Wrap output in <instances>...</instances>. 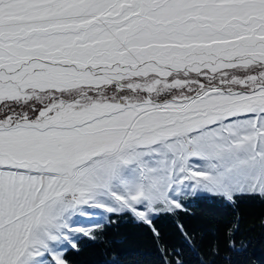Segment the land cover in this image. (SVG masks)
I'll use <instances>...</instances> for the list:
<instances>
[{"label":"snow or ice","instance_id":"1","mask_svg":"<svg viewBox=\"0 0 264 264\" xmlns=\"http://www.w3.org/2000/svg\"><path fill=\"white\" fill-rule=\"evenodd\" d=\"M186 197L264 201V0H0V264Z\"/></svg>","mask_w":264,"mask_h":264},{"label":"trees","instance_id":"2","mask_svg":"<svg viewBox=\"0 0 264 264\" xmlns=\"http://www.w3.org/2000/svg\"><path fill=\"white\" fill-rule=\"evenodd\" d=\"M233 240L237 248L244 246L242 253L229 246ZM173 250L184 264H264V201L198 199L161 214L152 225L112 216L95 239L82 238L68 259L69 264H165Z\"/></svg>","mask_w":264,"mask_h":264},{"label":"rangeland","instance_id":"3","mask_svg":"<svg viewBox=\"0 0 264 264\" xmlns=\"http://www.w3.org/2000/svg\"><path fill=\"white\" fill-rule=\"evenodd\" d=\"M212 199L209 197H201V198H195V197H186L185 198V203H184V208H186L189 204L196 202L198 199ZM177 211V210H176ZM175 211V212H176ZM173 212V213H175ZM111 221V217L105 216L103 218V222L101 224V227L104 226L105 224L109 223ZM137 221V220H136ZM96 235V233H94V236ZM84 238V237H83ZM88 238V237H87Z\"/></svg>","mask_w":264,"mask_h":264}]
</instances>
